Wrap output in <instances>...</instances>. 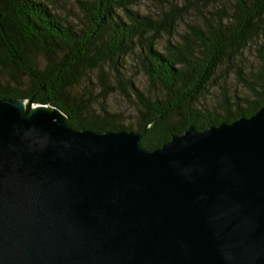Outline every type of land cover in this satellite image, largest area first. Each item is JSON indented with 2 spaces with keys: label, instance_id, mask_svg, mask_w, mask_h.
Here are the masks:
<instances>
[{
  "label": "water",
  "instance_id": "95a60500",
  "mask_svg": "<svg viewBox=\"0 0 264 264\" xmlns=\"http://www.w3.org/2000/svg\"><path fill=\"white\" fill-rule=\"evenodd\" d=\"M0 98V264H264V103L153 149Z\"/></svg>",
  "mask_w": 264,
  "mask_h": 264
},
{
  "label": "trees",
  "instance_id": "16d2710c",
  "mask_svg": "<svg viewBox=\"0 0 264 264\" xmlns=\"http://www.w3.org/2000/svg\"><path fill=\"white\" fill-rule=\"evenodd\" d=\"M53 1L0 0V98L54 106L73 129L143 130L144 149L188 125L202 130L247 117L264 103V0H157L155 13L139 12L135 0H73L71 21ZM252 42L255 69L241 62ZM218 70L231 71L250 97L223 92L217 105L199 106ZM89 73L96 90L83 82ZM113 94L134 105V128L107 107Z\"/></svg>",
  "mask_w": 264,
  "mask_h": 264
},
{
  "label": "rangeland",
  "instance_id": "374dc122",
  "mask_svg": "<svg viewBox=\"0 0 264 264\" xmlns=\"http://www.w3.org/2000/svg\"><path fill=\"white\" fill-rule=\"evenodd\" d=\"M170 0H167L169 2ZM176 3H180L181 0H174ZM52 9L60 13V15L68 21L73 20V17L76 13V9L73 5V0H54L51 5ZM134 8H137L141 13H155L154 11L158 10L160 3L157 0H135ZM185 18L184 20H186ZM184 24L183 22L178 23L176 31L177 33L183 31ZM176 38V34L174 35ZM163 39L158 40L156 47L158 49L163 45ZM256 42H252L247 45L243 55L241 56V62L245 67L250 69H255L258 66V59L255 55L254 47ZM127 64L131 63L130 58L125 59ZM132 80L140 89H146V81L144 77L138 73L135 74L133 68H131ZM88 87L95 88V78L94 74L89 73L88 76L83 81ZM223 87V90L220 89ZM96 90V88H95ZM223 92H226V95H236L237 97L249 98L250 92H248L235 78L234 74L227 70H218L215 73V79L206 88L204 95L198 99L197 104L201 107H213L219 103L222 98ZM107 107L114 112L119 113L120 122L123 125H128L131 128H134L135 125V112L134 105L131 101L125 100L118 94H113L107 99Z\"/></svg>",
  "mask_w": 264,
  "mask_h": 264
}]
</instances>
